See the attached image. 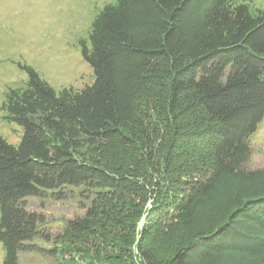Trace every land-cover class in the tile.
Returning a JSON list of instances; mask_svg holds the SVG:
<instances>
[{
  "label": "trees",
  "instance_id": "trees-1",
  "mask_svg": "<svg viewBox=\"0 0 264 264\" xmlns=\"http://www.w3.org/2000/svg\"><path fill=\"white\" fill-rule=\"evenodd\" d=\"M80 44L94 73L91 85L55 91L22 64L27 80L5 93L3 118L17 124L21 136L13 145L0 135L1 264H20V252L34 249L38 239L49 240L41 231L45 218L27 208L28 198L51 193L62 199L75 192L90 205L83 216L66 221L57 243L65 237L81 240L106 219L121 223L130 236L101 233L104 249L129 253L126 264H201L219 252L260 256L264 262V169H245L249 135L264 117V8L245 0H114L92 20L88 43ZM144 91L153 96L161 123L171 129L156 169L162 180L178 157L174 139L195 146L191 150L202 148L209 157L212 176L198 194L212 191L220 175L240 180L226 218L196 232L163 260L140 245L174 214L190 229L196 212L192 198L172 203L166 198L169 182L152 195L139 176L116 174L83 158L85 149L99 145L130 156L140 152L132 122ZM196 113L200 129L177 125L178 117ZM136 190L152 199L142 215L117 213L116 193ZM137 231L136 257L130 245ZM99 260L95 256L88 264Z\"/></svg>",
  "mask_w": 264,
  "mask_h": 264
},
{
  "label": "rangeland",
  "instance_id": "rangeland-1",
  "mask_svg": "<svg viewBox=\"0 0 264 264\" xmlns=\"http://www.w3.org/2000/svg\"><path fill=\"white\" fill-rule=\"evenodd\" d=\"M114 0H0V135L10 144H18L21 128L8 122L3 117L5 111L1 108L5 93L9 88H18L27 80V72L21 65H28L45 80L55 91L62 88L80 90L91 85L94 73L90 65L84 61L81 54L80 41L88 43V32L96 14L108 3ZM242 1V0H236ZM253 6L264 8V0H245ZM148 91L136 100L135 120L132 130L140 146V152L134 156L99 145L96 148L85 149L83 158L106 166L110 171L132 173L140 177V183L152 191V195L166 187L167 196L172 203L190 199L195 204L193 225L190 229L182 225V221L174 215L161 220L154 233L140 247L151 249L152 254L159 260L170 257L183 242L189 241L196 232H206L218 226L227 213L228 200L233 198L239 188L240 180L220 175L212 191L198 194L199 187L212 176L209 157L200 147L195 150L183 145L181 141L172 140L176 146L178 157L172 162V169L167 170L168 176L164 181L157 173L162 156L169 146L171 129L167 122L161 123V117L155 111L154 100ZM199 113L178 117L177 125L187 128H199ZM166 124V125H165ZM251 156L246 163V170L264 169V117L256 130L249 135ZM195 146H193L194 148ZM192 148V149H193ZM150 164V165H149ZM151 168V170H148ZM147 168V173H146ZM185 172L189 173L186 174ZM178 173L177 175H175ZM182 173V174H180ZM180 176V177H179ZM142 191V190H141ZM57 199L51 193L40 197L28 198L27 208L37 211L44 216L41 231L49 240L38 239L34 249L20 252V264H88L91 258L99 256L97 264H126V258L119 250L105 248L101 233L117 234L123 239H130L123 225L116 221L103 219V227L81 236V240L63 238L60 243L55 238L63 233L67 220L83 216L90 201L80 198L75 193L64 194ZM115 204L121 210L131 211L141 216L152 199L145 198L140 190L133 193L117 192ZM139 218L136 220L139 228ZM138 231L132 238L130 248L138 256L140 243ZM70 243L69 245L67 243ZM72 249L71 252L68 250ZM85 254L83 260L77 255ZM95 253V254H94ZM4 250L0 242V264ZM95 255V256H94ZM128 256V257H127ZM119 257V258H114ZM112 259V261H111ZM198 262V260H196ZM92 264V263H91ZM201 264H264L260 256L244 253L219 252L202 260Z\"/></svg>",
  "mask_w": 264,
  "mask_h": 264
}]
</instances>
